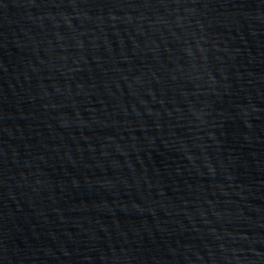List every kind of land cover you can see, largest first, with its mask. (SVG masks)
Here are the masks:
<instances>
[{
  "label": "water",
  "instance_id": "1",
  "mask_svg": "<svg viewBox=\"0 0 264 264\" xmlns=\"http://www.w3.org/2000/svg\"><path fill=\"white\" fill-rule=\"evenodd\" d=\"M0 264H217L110 0H0Z\"/></svg>",
  "mask_w": 264,
  "mask_h": 264
}]
</instances>
